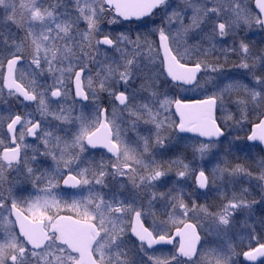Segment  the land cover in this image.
<instances>
[{"label": "snow or ice", "instance_id": "obj_1", "mask_svg": "<svg viewBox=\"0 0 264 264\" xmlns=\"http://www.w3.org/2000/svg\"><path fill=\"white\" fill-rule=\"evenodd\" d=\"M0 264H264V0H0Z\"/></svg>", "mask_w": 264, "mask_h": 264}]
</instances>
